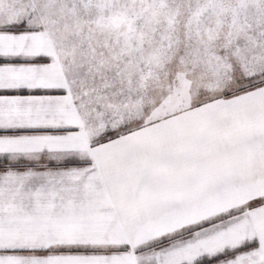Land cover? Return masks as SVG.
<instances>
[{"label":"snow or ice","instance_id":"snow-or-ice-1","mask_svg":"<svg viewBox=\"0 0 264 264\" xmlns=\"http://www.w3.org/2000/svg\"><path fill=\"white\" fill-rule=\"evenodd\" d=\"M0 264H264V0H0Z\"/></svg>","mask_w":264,"mask_h":264}]
</instances>
